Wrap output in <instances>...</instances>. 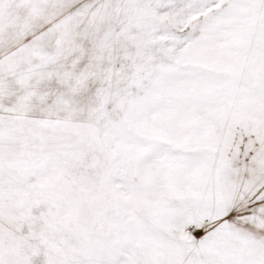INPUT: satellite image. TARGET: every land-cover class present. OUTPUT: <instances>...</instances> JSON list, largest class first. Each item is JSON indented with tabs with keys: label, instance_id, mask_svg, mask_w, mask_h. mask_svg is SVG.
<instances>
[{
	"label": "snow or ice",
	"instance_id": "1",
	"mask_svg": "<svg viewBox=\"0 0 264 264\" xmlns=\"http://www.w3.org/2000/svg\"><path fill=\"white\" fill-rule=\"evenodd\" d=\"M0 264H264V0H0Z\"/></svg>",
	"mask_w": 264,
	"mask_h": 264
}]
</instances>
